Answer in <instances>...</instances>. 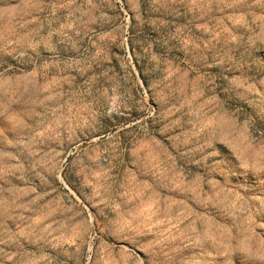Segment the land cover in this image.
<instances>
[{"label":"rangeland","instance_id":"1","mask_svg":"<svg viewBox=\"0 0 264 264\" xmlns=\"http://www.w3.org/2000/svg\"><path fill=\"white\" fill-rule=\"evenodd\" d=\"M0 264H264V0H0Z\"/></svg>","mask_w":264,"mask_h":264}]
</instances>
